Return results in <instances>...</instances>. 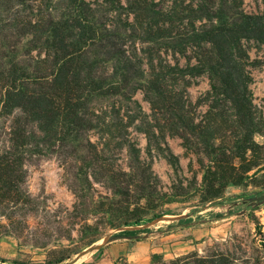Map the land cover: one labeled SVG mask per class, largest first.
<instances>
[{
  "label": "trees",
  "instance_id": "1",
  "mask_svg": "<svg viewBox=\"0 0 264 264\" xmlns=\"http://www.w3.org/2000/svg\"><path fill=\"white\" fill-rule=\"evenodd\" d=\"M260 46L264 0L258 13L245 12L242 0H0V237L36 248L54 239L43 222H30L41 215L25 186L33 156H54L77 199L102 184L110 191L104 213L116 216L118 227L139 225L160 180L141 160L131 129L175 171L181 165L166 139L178 138L204 172L200 194L211 206H229L205 218L196 205L155 231L224 219L264 202L247 199L264 191L222 196L223 187L256 180L264 169V141L255 140L264 139V114L250 89V69L261 65L250 49ZM201 75L208 89L192 100L188 87ZM77 210L73 204L67 211ZM64 219L57 232L69 239L74 222ZM256 229L261 237L249 244L214 241L202 254L173 259L153 253L150 264H264V234ZM149 231L126 227L113 236ZM47 263L71 264L72 255ZM0 264L28 263L0 257Z\"/></svg>",
  "mask_w": 264,
  "mask_h": 264
},
{
  "label": "rangeland",
  "instance_id": "2",
  "mask_svg": "<svg viewBox=\"0 0 264 264\" xmlns=\"http://www.w3.org/2000/svg\"><path fill=\"white\" fill-rule=\"evenodd\" d=\"M242 8L247 13H258L262 10V0H242ZM250 57L259 59L261 65L250 69L252 101L264 114V46L252 47ZM208 89L206 76L192 78L188 92L192 100ZM144 110H148V103L141 92L135 94ZM131 137L140 148L141 160L151 166L152 171L159 177L158 195L151 201L149 208L143 210L145 219L139 225L118 227L116 216L104 213L107 210L110 191L102 184H94L89 188L85 197L77 199L65 180L64 172L59 161L54 156H33L25 164V186L39 208L36 219L43 222V226L52 232V242L45 248L18 246L12 236L0 237V257L8 260L23 261L28 264H48L61 255H72L71 264H150V256L155 253L164 259L184 257L190 253L202 254L208 245L216 242L238 241L249 244L253 239L261 236L257 233L259 224L264 234V202L253 209L243 210L230 217L216 221H207L173 231L158 232L165 224L171 222L164 218L183 215L194 206H203L201 216L208 218L209 211L224 212L229 206H211L209 195H201L199 189L201 176L204 172L195 158L188 154L178 138H167V144L178 156L181 169L175 171L167 159L152 151L146 150V137L143 133L131 129ZM259 143L264 141L260 135L255 136ZM129 159L126 151L122 152L120 164L127 166ZM178 172V173H175ZM254 172L251 171V175ZM264 169L257 172L258 179H246L240 185H228L222 188V196H247L264 191ZM116 200L118 198H115ZM144 202V201H143ZM76 204L78 210L69 216L68 211ZM117 206V204L115 205ZM120 206V203H118ZM86 209V210H85ZM163 215L153 221H146L153 214ZM43 215V218L41 217ZM71 217L74 222L70 230V238H59V221ZM65 220V219H64ZM66 225L65 227H67ZM145 227L152 231L140 233L141 237H115L107 240L98 249H93L105 238L116 234L122 228ZM64 233V232H62ZM246 255H249L247 253ZM184 264H194L186 261Z\"/></svg>",
  "mask_w": 264,
  "mask_h": 264
},
{
  "label": "water",
  "instance_id": "3",
  "mask_svg": "<svg viewBox=\"0 0 264 264\" xmlns=\"http://www.w3.org/2000/svg\"><path fill=\"white\" fill-rule=\"evenodd\" d=\"M250 202H262L264 200V193L258 195V196H251L247 198ZM181 215L178 216H169V217H164V218H168L171 221H173L174 219H178ZM123 229V228H122ZM115 238V236L111 235L107 238H105L100 244H97L95 247H93V249H98L100 246H102L103 244H105L107 242V240H113Z\"/></svg>",
  "mask_w": 264,
  "mask_h": 264
}]
</instances>
